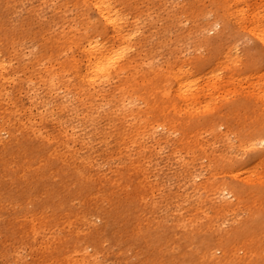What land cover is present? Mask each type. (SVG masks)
Instances as JSON below:
<instances>
[{"label": "bare ground", "instance_id": "bare-ground-1", "mask_svg": "<svg viewBox=\"0 0 264 264\" xmlns=\"http://www.w3.org/2000/svg\"><path fill=\"white\" fill-rule=\"evenodd\" d=\"M155 2L158 14L132 0L9 4L11 13L19 3L38 20L49 15L44 36L51 39L32 55L39 77L11 89L14 23L0 33V255L7 264L17 247L56 228L34 264H264V0ZM164 12L176 41L160 33L134 55L141 40L155 37L147 25ZM233 37L254 41L252 62L229 43ZM161 49L173 57L164 65ZM149 175L164 182L156 187ZM175 183L180 191H172ZM169 193L176 201L167 215L177 221L145 224L155 200ZM77 219L82 229H72Z\"/></svg>", "mask_w": 264, "mask_h": 264}, {"label": "rangeland", "instance_id": "rangeland-1", "mask_svg": "<svg viewBox=\"0 0 264 264\" xmlns=\"http://www.w3.org/2000/svg\"><path fill=\"white\" fill-rule=\"evenodd\" d=\"M15 1H17V0H0V7H3V9L1 10L3 18L2 19L0 18V33L5 32L4 29H6V31H7L10 28H12V27H10V25L13 23H14V26L16 27V30L14 32L10 33V35L8 36V39H10V42L14 44V47L10 49V51H11L10 57L7 55L8 59H9V61H8L9 66H8L7 74H8L9 78L11 77V79H10L11 81H9L10 82L9 87L11 89H13L16 84H20L24 80H27L29 78H33L34 80H36L39 77V74L33 75V72L31 71L32 62H33L32 55L42 52L45 45H47L46 43L49 42L48 39H51L50 36H48V37L44 36V31H45L46 27L49 25V22L51 20L49 15L45 16L46 19H44L42 21L38 20L35 18L34 15L27 12L26 7H23L19 3H18V5L15 6L16 10H17L16 13H15V9H14V13H11L13 8L10 10L11 6H9V4L12 5V3H13L15 5ZM203 1L206 3V5H208L210 3L209 0H203ZM179 2H180V4H182L181 1H179ZM132 3L134 5L142 7L144 10L150 8L154 12H156L157 14L159 13V11L157 9H154L155 6L158 5V2H155V0H144V1H140V2H138L137 0H132ZM174 3H177V2H173L172 4H170V7H172V5ZM183 4H184V2H183ZM18 11H19V13H18ZM167 17H168L167 12L160 13L158 16L154 17L151 20V22H149V24L147 26L149 27V25H150V26H152L151 28H155L154 30H156L155 31V37L152 38V41L150 43L142 42V40L140 42L138 41L139 42L138 44H141V46H137L136 49H134V48L132 49V52L134 55L135 54L141 55V52L146 53L148 51V49L153 47L154 41L158 40L159 37H156V36L159 35L160 33H164L165 35H168V41H169V42H167L168 44L170 42H172V43L174 42L177 34L175 32H171L173 29H171L170 31L168 30L167 25L168 26H171V25L167 24V21H169V18H167ZM188 18H190V17L188 16ZM9 20H11L12 22L10 23ZM183 23H184L183 26L185 29L191 26L190 22H187L186 19H184ZM209 36L213 37L214 33L213 32L209 33ZM140 37H142L141 34L139 35V38ZM233 38H234V40H231V42H229V43L235 42V45L237 46V49L239 52V56L246 62V65L248 63L252 62L255 59V50L253 49L254 41L249 37H243V38L233 37ZM24 41L26 42L25 46H23V44H22V42H24ZM170 52L171 51H169L167 49L166 50L161 49L156 53V55L157 54L160 55V57L157 58L159 64L164 65L163 62L167 59H170V57H171V59H173V57L170 55ZM18 55L22 56L23 59L18 60L17 59ZM28 109H30V108H28ZM32 112H33V110L31 108L30 110L27 111L26 117L27 118H33ZM35 122L38 123V125H36V127L38 129L40 128L44 132L49 133V134L52 133V130L49 127L41 125L39 123L40 121L37 120ZM97 145H100V143L97 142ZM75 149L79 150L80 146L76 145ZM161 156H162V158H165V153H163ZM163 163H165V161ZM148 179L151 181L153 180L156 183V187L158 186L157 182H164L161 179L156 181L153 178V176H151V175L148 176ZM179 186H180V183H175L172 186L173 187L172 191H180ZM89 199L92 201L91 198H89ZM175 201L176 200L174 199V196L171 195L170 193L164 194V195L158 197L155 200L153 212L151 214L145 213V215L143 216L144 223L146 224L149 220L156 219L157 217H160V218H162V220L160 221V224L162 226H166L168 224L172 225L174 223V221H177L178 218L177 217H174V218L168 217L167 210L169 207L167 205L172 204V203L174 204ZM75 205H76L75 209H78L80 207V205L78 203H76ZM183 207L186 208V206H183ZM185 210L186 209H182L180 212V215H182V217H186V215L184 214ZM165 216H167V218L169 220H166L164 218ZM74 223L76 224L75 225L76 227H74L72 229H82L83 228L82 227V221L80 219L73 221L72 225ZM72 225L65 226L64 230L67 232L71 231L70 227ZM95 226L99 227V223ZM54 233H59V229L56 228V229L51 230V231H43L41 234H39L37 236V240L31 246H28V247L22 246L20 248L17 247L18 249H15L16 250V259L14 260V262L12 261L11 264H25V263L26 264H34L37 261L38 255H39L38 252L35 253V250L39 251V249L43 246V243L49 242L52 239V235ZM6 248L9 249L7 246H6ZM9 251H13V250L9 249ZM20 259L22 260L23 263L20 261ZM0 264H7V258L4 257L3 255H0ZM105 264H113V263H111V261L109 260Z\"/></svg>", "mask_w": 264, "mask_h": 264}]
</instances>
